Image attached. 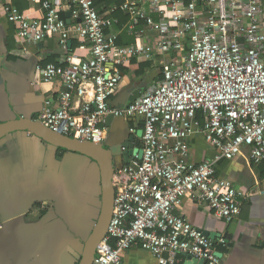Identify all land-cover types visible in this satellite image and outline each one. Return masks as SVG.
I'll return each mask as SVG.
<instances>
[{
	"label": "built area",
	"instance_id": "obj_1",
	"mask_svg": "<svg viewBox=\"0 0 264 264\" xmlns=\"http://www.w3.org/2000/svg\"><path fill=\"white\" fill-rule=\"evenodd\" d=\"M29 1L42 17L4 5L16 40L56 38L63 51L58 63L37 67L42 82L59 86L46 92L36 120L93 143L106 140L108 117L129 120V135L142 129L139 162L134 155L114 168L112 213L91 264H119L133 246L155 264H176L182 253L219 264L216 243L174 211L188 198L230 222L247 194L217 174V161L245 148L251 162L264 163V0H123L101 8L93 0ZM117 11L133 43H117ZM72 34L77 44L69 49ZM134 57L156 59L160 78L114 106L121 68ZM197 137L216 150L212 159L191 158Z\"/></svg>",
	"mask_w": 264,
	"mask_h": 264
},
{
	"label": "crops",
	"instance_id": "obj_2",
	"mask_svg": "<svg viewBox=\"0 0 264 264\" xmlns=\"http://www.w3.org/2000/svg\"><path fill=\"white\" fill-rule=\"evenodd\" d=\"M7 2L29 17L43 16L37 1L0 0V264H79L100 211L98 166L20 125L35 122L46 92L59 86L58 82H42L37 67L47 61L58 63L63 51L56 38L36 44L16 40L15 26L4 13ZM127 20L119 21V30L112 29L119 31L118 37H129L126 44H130L133 32L122 27ZM149 35L153 38L155 33ZM72 43L77 44L74 34L69 48ZM23 46L27 53L21 51ZM121 72L111 99L114 106L134 100L160 78L154 58H131ZM107 125L106 140L117 131L120 135L115 138L125 140L121 130L127 126L121 118L108 117ZM196 148L200 150L198 159ZM216 153L200 137L193 140L191 158L195 162L212 159ZM216 172L247 194L236 218L226 222L208 206L188 198L174 212L200 230L227 233L226 243L215 244L222 253L220 264H264V163L251 162L244 148L233 159H219ZM222 235L218 241L223 240ZM183 261L180 254L176 264ZM120 264H155V258L133 246L121 255Z\"/></svg>",
	"mask_w": 264,
	"mask_h": 264
},
{
	"label": "water",
	"instance_id": "obj_3",
	"mask_svg": "<svg viewBox=\"0 0 264 264\" xmlns=\"http://www.w3.org/2000/svg\"><path fill=\"white\" fill-rule=\"evenodd\" d=\"M65 15L67 17V22H69L70 20L68 18L70 16V12H66ZM68 43L70 44V40L68 41ZM128 122L129 120L125 122L126 125H128ZM21 123L22 124L20 125L23 126L25 130L34 133L45 142L61 147L65 150L74 151L79 154H82L92 159L98 166L101 202L100 211L96 223L84 243L81 260L79 263L91 264V261L95 254L96 245L104 237L112 213L114 196V189L112 186V177L114 174V166L112 165V153L109 154L108 149L104 147L102 143L80 141L52 132L51 130L44 127L38 120L29 123H27L26 121H22ZM9 129L10 128L5 130ZM141 134L142 129L137 128L135 136L128 135L125 140L121 142L120 154L124 164L129 163L133 159L134 155H136V160L139 162L142 155V149L137 145L136 138L140 137ZM201 231L204 235L212 239L215 243L217 242L219 244H222L227 242V233L222 235L219 232L207 229H201ZM221 235L223 237V240L218 241ZM181 255L184 258L182 264H205L204 259H198L189 253H182ZM215 255L219 258L220 264L222 253L216 250Z\"/></svg>",
	"mask_w": 264,
	"mask_h": 264
},
{
	"label": "trees",
	"instance_id": "obj_4",
	"mask_svg": "<svg viewBox=\"0 0 264 264\" xmlns=\"http://www.w3.org/2000/svg\"><path fill=\"white\" fill-rule=\"evenodd\" d=\"M94 1V4L95 5H97V6H99V5H101V4H103V5H105L106 7H108V6H110V5H113V4H120L123 0H93ZM100 8V7H99ZM113 16H119V18H120V23H122V22H124L125 20H126V18H127V16L126 15H121V13L120 12H116V13H113ZM31 17H33V16H31ZM120 25L121 24H116V25H114V27L113 28H117L118 30H119V27H120ZM129 40H130V38L129 37H125L124 36V34L121 36H119L118 37V39H117V43L118 44H126L127 42H129ZM74 45H76V44H74V43H72V45L70 46V48L69 49H72L73 47H74ZM46 63H48V61L46 62ZM45 63V64H46Z\"/></svg>",
	"mask_w": 264,
	"mask_h": 264
},
{
	"label": "rangeland",
	"instance_id": "obj_5",
	"mask_svg": "<svg viewBox=\"0 0 264 264\" xmlns=\"http://www.w3.org/2000/svg\"><path fill=\"white\" fill-rule=\"evenodd\" d=\"M126 128H123V130H121V133L123 135H127V129H128V125H126ZM118 135H120V132H116L115 133V137H117ZM115 137L113 135H111L109 140H105L104 143L102 142L103 145H105L106 147H108L107 149L109 150L110 153L114 152L113 147L117 146L118 148H120V144L121 142H117L120 140V137L116 140ZM200 153L199 149H195V158L198 159V155Z\"/></svg>",
	"mask_w": 264,
	"mask_h": 264
},
{
	"label": "flooded vegetation",
	"instance_id": "obj_6",
	"mask_svg": "<svg viewBox=\"0 0 264 264\" xmlns=\"http://www.w3.org/2000/svg\"><path fill=\"white\" fill-rule=\"evenodd\" d=\"M128 135H129V133H128V129H127V135H124V138H126ZM115 139L117 140L118 138H115ZM117 142H120V140L117 141ZM104 147H106V146L104 145ZM106 148H108V147H106ZM113 150H114V152H112V165L115 168V167H117L119 165H122L123 164V160H122V157H121V154H120V152H121L120 148H118L117 146H114ZM109 154H110V152H109Z\"/></svg>",
	"mask_w": 264,
	"mask_h": 264
}]
</instances>
